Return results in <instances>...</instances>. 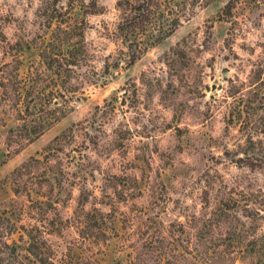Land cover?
<instances>
[{"label": "rangeland", "instance_id": "rangeland-1", "mask_svg": "<svg viewBox=\"0 0 264 264\" xmlns=\"http://www.w3.org/2000/svg\"><path fill=\"white\" fill-rule=\"evenodd\" d=\"M133 1L0 0V264H264V0Z\"/></svg>", "mask_w": 264, "mask_h": 264}, {"label": "trees", "instance_id": "trees-1", "mask_svg": "<svg viewBox=\"0 0 264 264\" xmlns=\"http://www.w3.org/2000/svg\"><path fill=\"white\" fill-rule=\"evenodd\" d=\"M44 7L42 8L41 13H50L51 11L56 12L54 9V6L50 3H44ZM119 4V1L116 3ZM151 6H159V0H134L132 2L131 11L128 13H124V16L122 17L121 21L117 24V31L118 34L121 36V40L123 44H126V47L128 50H130L131 54H138L142 50L138 45V43L146 44L149 42L147 38L144 39L141 38V34L144 33L143 29L146 28L147 24L150 23L152 18L151 17L155 13H146L147 8ZM66 28H69V25H64ZM174 26V25H173ZM173 26L171 28H173ZM59 25H57V28ZM64 30V29H62ZM147 37H150V35L146 34ZM52 40L48 41L45 45L40 47L39 50V58L44 62L45 68L50 69L54 74H58L60 70L61 64L58 62L60 59V49H54ZM68 49H66V53L72 56L73 52L76 50V45H67ZM137 46V47H136ZM59 54V55H58ZM136 57V56H135ZM134 56H132L131 62L133 60ZM88 214V213H87ZM86 214V215H87ZM97 216L100 217L101 213L97 211ZM100 221H102V218H100ZM101 222L97 221L96 217L94 215H91L90 218H87L86 221L82 225L79 226V228L83 229V235L82 238L87 237V233L91 232L92 229L95 228L96 231H98L99 234L104 236L102 233V227L100 225ZM87 232V233H85ZM32 237V236H31ZM30 237V242H28V245L26 247V250L29 254H32L34 257L37 258L40 264H49L47 259L43 255H39L38 248L34 245L33 238ZM142 242L140 245H132V258L130 257L127 264H145V258L144 256H147L150 250V253L157 252L159 254L163 253L162 247L160 246H154L153 242L155 239H152L151 236L146 235L144 238L140 239ZM161 241L159 240L158 243ZM158 245V244H157ZM33 247L34 251L31 249ZM118 263L117 261L115 262ZM59 264H90L88 260H73L72 258H69L68 260H61Z\"/></svg>", "mask_w": 264, "mask_h": 264}]
</instances>
